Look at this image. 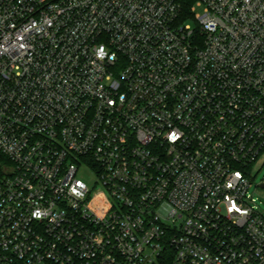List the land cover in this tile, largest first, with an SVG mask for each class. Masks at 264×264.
I'll use <instances>...</instances> for the list:
<instances>
[{"label": "built area", "instance_id": "1", "mask_svg": "<svg viewBox=\"0 0 264 264\" xmlns=\"http://www.w3.org/2000/svg\"><path fill=\"white\" fill-rule=\"evenodd\" d=\"M262 154L264 0H0V264H264Z\"/></svg>", "mask_w": 264, "mask_h": 264}, {"label": "rangeland", "instance_id": "2", "mask_svg": "<svg viewBox=\"0 0 264 264\" xmlns=\"http://www.w3.org/2000/svg\"><path fill=\"white\" fill-rule=\"evenodd\" d=\"M185 24L194 26L195 22L192 18H187L184 21ZM252 175L254 176L251 186L248 189L249 196L252 197L251 204L256 207L264 215V189L258 187V185L264 181V154L253 164ZM83 180L89 185L92 180L88 176H84Z\"/></svg>", "mask_w": 264, "mask_h": 264}, {"label": "trees", "instance_id": "3", "mask_svg": "<svg viewBox=\"0 0 264 264\" xmlns=\"http://www.w3.org/2000/svg\"><path fill=\"white\" fill-rule=\"evenodd\" d=\"M3 161V157L0 155V162H2Z\"/></svg>", "mask_w": 264, "mask_h": 264}]
</instances>
